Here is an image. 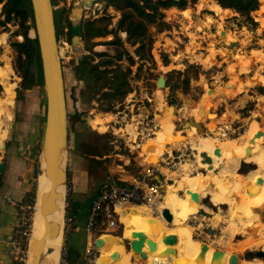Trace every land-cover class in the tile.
Instances as JSON below:
<instances>
[{"label": "rangeland", "instance_id": "1", "mask_svg": "<svg viewBox=\"0 0 264 264\" xmlns=\"http://www.w3.org/2000/svg\"><path fill=\"white\" fill-rule=\"evenodd\" d=\"M54 2L57 3L54 9L65 6L68 9L70 22L76 24L97 18L103 15L104 11L103 4L99 0H54ZM198 3L200 5L202 3V9H200L201 6H197ZM209 3H213V1L199 0L196 5L185 11H178L174 8L167 10L164 20L168 27L162 31H159L157 27L149 28V33L154 40L151 55L155 65L148 63L140 68L141 62L135 58V65L131 69L130 76L133 91L121 105L115 107L113 113L100 115L102 112L96 109L97 105L88 99L89 93L85 91V84L75 78L74 66L83 55L88 54L87 46L81 41L75 44L72 38L71 43L66 42L65 37L60 39L59 52L69 121V149L65 154L62 167L65 168L66 164H70L68 176L71 182L73 169L76 166L75 160H78L75 157L82 160L78 161L82 162L81 167L84 172L80 190L85 196H92L94 191L100 189L101 185L106 182L130 184L133 179H139L143 170L149 165L157 163L169 169L164 168L166 181L164 182V177H159L160 175L152 176L150 179L162 186L165 195L169 186H175L179 180L189 175V165H191L190 175H193L194 171H198L201 175L209 174L218 177L219 172L223 171L222 167L215 169V174L200 170L195 159L196 152L191 148L190 141L187 139L188 133L182 131V125L185 122L192 124L195 116H198V123L201 124L202 129H196L194 137L209 136L218 142L226 140L232 145H237L239 147L237 150L248 156L263 153L264 26H261L258 21L262 16L258 12L262 10L259 8L257 12L253 13L255 26H247L242 23V19L238 15L230 10L220 8L226 13L219 12L221 13L219 16L213 13L208 9ZM262 4L264 2L260 1L261 8ZM74 12L79 14L75 18L76 20L71 19ZM105 13L112 16L110 28H114L119 19V13L114 12L111 8ZM20 31L18 23L0 27V104H3L4 111L0 123L4 119L3 121H7L6 123L9 124L11 114L15 110L14 107L11 111L15 93L18 95L17 99L21 98L19 95L29 98L33 88L30 85L32 76L30 75L27 81H23L14 69L16 52L10 44L23 41L22 36L14 34L15 32L20 33ZM222 31H225L223 38L221 37ZM28 36L33 38L34 31L29 30ZM113 37L110 35L94 39L90 44L111 41L114 40ZM124 39L125 37H122V41L125 43ZM126 48L132 54L133 49L127 45ZM95 50L113 53V48L97 47ZM163 56H166L169 62L167 66L163 65ZM188 65L195 68L196 77H192L184 93L178 90L173 95L167 86L164 89L156 87L158 77H164L167 83L169 78L167 74L170 71L183 72ZM122 66L125 67L126 63L123 62ZM31 72L34 74L37 72L34 64L31 67ZM239 84L247 86L243 87ZM12 91L13 98L10 99ZM159 96L172 115L171 124L173 127L165 131L157 122L163 115L157 112ZM204 98L209 100L204 102ZM173 102L174 104L170 105ZM200 109L201 116L198 115ZM76 112L80 113V117L76 115ZM208 114H215L217 119L210 120ZM0 115H3L1 108ZM157 117L159 118L157 119ZM211 121L216 123V128L213 130H209L211 126L208 123ZM258 134L262 136L263 142L257 143L254 147L250 146L249 141ZM190 135L193 136L192 133ZM180 137L187 140L181 143L178 140ZM243 141L247 143L245 148H242ZM146 147L154 149L153 154L151 152L150 155V150L147 151ZM170 152L172 157H168ZM173 153L177 157L174 161ZM230 157L232 158V155ZM162 162L170 163L165 165ZM173 163L176 165L174 168ZM251 173L257 174L264 181L263 168L254 165L241 164L235 174L247 177ZM215 177L214 179H217ZM229 180H235V176H229ZM71 186L74 192L76 183L71 182ZM245 186L253 188L254 184ZM183 195L178 192V196L182 199ZM247 196L249 197L246 194L245 197L247 198ZM213 199L215 197L210 196L200 201L201 209H197L198 213L195 216L194 224L192 219L189 220L191 217L185 222V227H190L193 230L194 245L200 247L204 244L198 240L197 233L201 228L205 231L206 225H211L217 229L218 238L216 240L220 242L219 246L215 247L217 249L208 245V249L213 250L207 249V251L211 258L213 254H219V264L227 263L230 252L239 254L240 264H244L245 261L257 260L264 264V261L255 255L257 251L264 250V227H262L264 226V213L260 214L257 209H251L261 220L251 222L248 227H244L240 223L246 219H241L242 221L240 220L239 223L238 220H232L234 223L237 222L233 229L229 226L233 210L228 205L214 206ZM63 206L65 214L64 202ZM255 225L258 226V234L254 232ZM259 225H262L261 228ZM198 226L201 228H197ZM124 227L121 225L117 230L123 231L126 228ZM172 227L171 224H166L167 229ZM224 231L225 233H223ZM232 231L234 235L230 239L229 233H233ZM146 234L153 242L154 233L151 235L146 232ZM161 234L164 235V233ZM175 236L180 237L182 234L177 232ZM225 236L229 237V241L231 240L230 244ZM60 237L61 235L58 233L54 239L58 257L61 245ZM107 238L111 237L101 236V242L107 243ZM149 252V248H146V256ZM151 253L153 256L147 264H161L160 259L163 256H159L156 252L151 251ZM221 258H224V261Z\"/></svg>", "mask_w": 264, "mask_h": 264}, {"label": "bare ground", "instance_id": "2", "mask_svg": "<svg viewBox=\"0 0 264 264\" xmlns=\"http://www.w3.org/2000/svg\"><path fill=\"white\" fill-rule=\"evenodd\" d=\"M260 1L264 2V0H260ZM197 6L199 7L201 6L200 9H202V3L201 5L198 4ZM262 6H263L262 8L260 7L262 11L258 12L262 16L258 21L261 26H264V4H262ZM208 9L216 13L218 16L219 14H221L219 12H222V14L226 13L225 11L221 10L220 7L215 2L209 3ZM253 61L255 62V60ZM208 98H204V102L205 100H209ZM158 102H159V110L157 112L162 113L163 115L161 116L160 119H158L159 117H157L158 119L157 122L161 126L162 130L165 131L166 129L173 127V125L171 124L172 115L171 112H169L167 107L164 105L163 101H161L160 96L158 98ZM2 116L3 115H0V119L2 118ZM197 117L198 116L194 117L195 120L193 119L194 121L189 126V130L186 131V133H188L187 139L188 141H190L189 142L190 146L196 152L195 155L196 163L199 165L201 171L206 170V172H215V169L221 167L223 168V171L219 172L218 177L216 175H215L216 177L214 175L213 176L203 175V174L201 175L198 171L197 172L192 171L194 174L190 175L191 165H189L190 167L189 175H186V177L179 180L175 184V186H169L167 188L166 191L167 193L166 195L164 194L163 196L162 205L164 209H168L170 211L173 217V221L171 223L173 227L171 229L166 228L167 223L165 224V221L162 217L161 218L151 217L149 214L146 213L143 207H136L135 211L124 210V209L120 210V214H121L120 222L126 227V228L124 227L125 229L122 238H125L129 241V243L131 244V249L148 247L150 250V252L147 254L148 261H150L151 257L153 256V254L151 253L152 251V252H156L159 256H163L160 259L161 264H209L210 262H211L210 264H219V254H213L212 258L210 256L209 251L213 249H208L209 251L206 250L205 255L203 257H200L201 255L200 247L194 245L193 243L194 242L192 239L193 230L185 227V222H187V220L190 217L193 218L197 215L198 213L197 209H201L200 201L209 198L210 196H213L216 199V202H212L214 206L217 207L221 205H228L231 208V210H233L232 211L233 216L231 220H229L231 221L229 226L233 229H235L237 222L234 223L232 222V220H238L239 223L241 219H246L245 221L243 220L244 222H240L241 225H243L244 227H248L251 222L261 220L260 217L257 214H254L251 209H257L258 212H260V214L264 213V181L261 186H257V187L253 186V188H255L253 189L251 187H246L245 185L255 184L256 180L261 177H259L255 173H251L247 177H241L240 175L235 174L241 164H244L245 166H249V165L258 166L263 168L264 171V151L263 153H257V154L255 153L254 155L248 156L247 154L240 153V151L237 150L239 148L237 145L235 144L232 145L228 143L226 140L222 142H218L216 140H213V138L209 136L194 137V132L197 129V124H199ZM208 118L210 120L217 119V116L215 114H208ZM6 122L7 121H5L4 123L3 135L0 138V146H2V140L5 139V133H7L8 130L9 124H7ZM208 124L211 126L209 130H213L216 128L215 121H211ZM169 131H171V129H169ZM190 133H192L193 136L190 135ZM187 139L180 137L178 140L182 143ZM262 142H263V138L261 135L258 134L249 141V144L250 146L254 147L257 143H262ZM245 147H247V143L243 141L242 148ZM146 150L147 151L150 150V155L151 152L152 154L154 152V149L151 148L149 149L148 147H146ZM215 150L219 151L218 156L214 155ZM203 154H205L208 157V159L205 160L202 157ZM230 155H232V158L230 157ZM63 163H64V154H63ZM44 165H45L44 160H42L43 168ZM186 167L189 168L188 166ZM258 172H259V168H258ZM232 175L235 176V180L230 181L231 179L229 180V176ZM214 177L217 179H214ZM49 187H50L49 180H47L44 174H42L38 182V193H37L38 209L34 218L32 241L39 235L37 232L41 233L40 232L42 228L40 225L41 198L43 194L49 190ZM63 192L64 189L61 190V199L57 203V207L54 211V223L52 224V227L54 228L52 229L53 232L56 233V235H58L59 233V223H57V220L60 217L62 220L64 214ZM178 192L184 194L183 199L178 196ZM192 192L198 194L199 202H193L191 200L190 195ZM246 194L249 195V197L247 196L246 198L245 197ZM119 209L120 208H117V212H119ZM139 216H145V217L138 218ZM261 226L262 225H259L260 228ZM254 227H255L254 232L258 234L259 232L258 226L255 225ZM146 232H148L151 235L154 233L152 238L153 242L148 240ZM160 232L164 234L166 232H172V234L178 232L182 234V236L180 237L177 236L178 242L175 246H173V250H176L177 252L176 255H170L169 253L171 247L165 246L164 244L161 243L160 240L163 235ZM223 233H225V231ZM229 235H230V239L233 238L234 232L229 233ZM55 236L46 242L45 246L52 253L50 252V254H47L48 256L46 257V259L41 263H44L47 259L53 261L56 256L58 258L56 261L59 262V257L57 255L58 250H56L54 247V239H56ZM101 236L103 235L97 236L93 240V244H96L98 246L101 243ZM138 236H140L141 238L139 239ZM228 238L225 236V239L228 240ZM230 241L229 244L231 243ZM219 242L220 241H217L218 244ZM60 243H61V237H60ZM107 244H108L107 249L104 248L98 249V257L96 258L94 264H129L128 261L129 252L120 249L117 246L118 244L117 241H115L113 238H110L108 239ZM114 248H117L119 250V258L115 261H111L109 258L110 251ZM48 264H54V263L50 262ZM222 264H226V263L222 262ZM244 264H263V263L262 261L257 260V261H245Z\"/></svg>", "mask_w": 264, "mask_h": 264}, {"label": "trees", "instance_id": "3", "mask_svg": "<svg viewBox=\"0 0 264 264\" xmlns=\"http://www.w3.org/2000/svg\"><path fill=\"white\" fill-rule=\"evenodd\" d=\"M52 1L54 8L57 3ZM64 1V0H63ZM199 0H99L103 4V15L81 22L77 26V33L80 41L87 46V55L74 66L76 80L85 84V91L89 93L88 99L94 101L96 109L105 113H113L115 107L121 105L126 97L132 93L130 84L132 67L135 65V58L143 65L151 63L155 65L151 55L154 40L149 33V28L157 27L159 31L168 27L165 22V11L176 9L185 11L193 7ZM223 10H230L242 19L247 26H255L253 13L260 8L259 0H212ZM199 4V3H198ZM0 27L8 24L20 26V35L23 41L14 42L10 45L15 49L16 59L14 69L27 81L32 76L30 85L42 87L41 67L38 53L36 36H28L29 30L34 31L32 8L29 0H0ZM109 8L119 13V19L114 28L112 16L105 13ZM75 11V10H74ZM214 13V12H213ZM79 14L71 15L76 20ZM54 24L57 41L65 37L66 42L71 43L72 27L69 20L68 9L65 6L54 10ZM124 34L126 42L122 37L118 40L91 43L92 40L105 38L110 35ZM123 35V36H124ZM90 45V46H89ZM126 45L133 49L132 54L127 50ZM97 47L113 48V53L98 52ZM94 58H96L94 60ZM126 66L123 67L122 63ZM35 65L37 72H31L32 65ZM169 64L166 56H163V65ZM139 68V69H140ZM9 70V69H8ZM166 86L174 93L187 90L192 77H196L193 66H187L183 72L172 70L168 74ZM173 78V81H172ZM1 92V85H0ZM10 99L13 98V91ZM174 104L171 103L170 105ZM80 117V113L76 112ZM152 181V179H150ZM97 236H100L97 233Z\"/></svg>", "mask_w": 264, "mask_h": 264}, {"label": "crops", "instance_id": "4", "mask_svg": "<svg viewBox=\"0 0 264 264\" xmlns=\"http://www.w3.org/2000/svg\"><path fill=\"white\" fill-rule=\"evenodd\" d=\"M242 85L243 84H239V86ZM245 86L247 85L244 84L243 87ZM19 96H21V98H16L15 102H13L14 105L12 104L11 111L14 107L15 110L13 114H11L8 132L5 133V139L2 140V146H0V153L2 156L0 164L4 165L3 172L0 176V264L9 263L7 257V244L11 238L16 218L15 209L5 203L3 196H8L14 200L20 201L23 200L26 195H35L37 199L38 182L40 176L43 174L44 169L42 167L43 159L41 155V142L45 120V108L42 88L33 86L32 90L30 91V96H28L29 98H27L26 96L24 97L22 95ZM91 103L95 104L94 101H91ZM2 106L3 104H0L2 114L4 116ZM2 121L0 123V138L3 135L5 123V121ZM75 159L78 160H75L76 166L73 169L71 182H75L76 186L74 187V192L71 194L70 199L67 203L66 213L74 219L76 231L72 232L67 241V264H86L85 250L86 248L92 245V239L88 232L85 230L86 218L89 212L90 203L99 189L95 190L92 196L90 197L85 196L83 192H81L80 183L82 178L84 177V172L82 170L83 167H81L82 162H78L80 158L75 157ZM213 202H216V199H213ZM123 209L135 211L136 207ZM120 210L121 208L119 209V214ZM141 217L145 216H139L138 218ZM61 221L62 220L60 217L57 220V223H59V234H61L62 231ZM53 223L54 212L48 218V223L42 228V232L50 233L52 231L55 236L56 233L53 232L52 229ZM118 227H121V224H119ZM98 233L100 235H105L108 237L111 236V238L118 242L117 246L123 251L130 252V250H138L146 254V248H135L125 250L122 241V235L124 233V230L121 231L115 229ZM147 238L149 241H151L148 235ZM45 240L48 241L47 239ZM45 247L46 246L43 245L41 247V262H43L48 256L47 254H49L47 252L48 248ZM57 259L58 258L56 256L53 261L47 259L44 263L41 264H48L50 262L58 264V262L56 261Z\"/></svg>", "mask_w": 264, "mask_h": 264}, {"label": "water", "instance_id": "5", "mask_svg": "<svg viewBox=\"0 0 264 264\" xmlns=\"http://www.w3.org/2000/svg\"><path fill=\"white\" fill-rule=\"evenodd\" d=\"M34 22V34L37 39L38 53L41 67L42 77V93L44 99L45 108V120L44 129L41 142V155L44 160L43 174L50 182V187L41 198L40 213H41V227L43 228L48 223V218L55 211L57 203L61 199V190L66 186L68 176L65 168L62 167L63 154L67 153L69 149V130H68V112L65 95V85L62 71V62L60 60L59 47L60 44L57 41L55 24H54V8L52 7L51 0H29ZM74 22L71 23L72 27V39L75 44L80 41V36L77 33V26ZM225 31L221 32L223 38ZM125 35H115L114 40H118ZM126 42V37L124 39ZM1 84V83H0ZM156 87L164 89L166 88V80L164 77H158L156 80ZM17 95L13 98L15 102ZM14 105V104H13ZM201 109L198 113L201 116ZM103 115V113H100ZM191 123L185 122L182 125V131L186 133L189 130ZM197 129L201 130V124H197ZM8 132V130H7ZM183 137V136H182ZM214 155L218 156L219 151L215 150ZM202 157L206 160L208 157L203 154ZM4 165L0 164V173L3 172ZM263 179L258 178L254 184L255 187L261 186ZM189 193V192H187ZM190 198L193 202H199V196L195 192H192ZM64 201V199H63ZM162 218L167 224H171L173 217L168 209H163ZM37 232L39 235L31 242L29 248V256L27 264H40V258L42 257V245L45 246L46 240H50L54 237L52 231L50 233ZM54 228V227H52ZM111 237V236H110ZM133 238V237H132ZM140 239L141 237L138 236ZM109 239V238H107ZM123 247L125 250L131 249V244L125 238H122ZM161 243L168 247H173L177 244L178 239L172 232H167L161 237ZM96 249L108 248L106 242H101L98 246L94 244ZM208 245L202 244L200 246L201 255L203 257L208 249ZM50 254L49 249H47ZM170 255H176V250L171 249ZM258 259L264 261V251L259 250L255 253ZM111 261H115L119 258V250L114 248L110 251L109 256ZM130 264H147L148 258L146 254L138 250H130L129 259ZM226 264H240V257L238 253L230 252L227 257Z\"/></svg>", "mask_w": 264, "mask_h": 264}, {"label": "built area", "instance_id": "6", "mask_svg": "<svg viewBox=\"0 0 264 264\" xmlns=\"http://www.w3.org/2000/svg\"><path fill=\"white\" fill-rule=\"evenodd\" d=\"M168 157H172L171 152L168 154ZM175 158L177 157H175L173 153V161ZM1 160L2 156L0 153V162ZM163 163L169 165L170 162H162V164ZM175 166L176 165L173 163V168ZM164 168L169 170L167 167H162L160 163L149 165L148 168L143 170L142 176L139 179H134L130 184L106 182L101 185L90 203L86 218L85 230L92 239V245L85 250L86 264H94L98 256V249H96L93 244V240L97 237V233L115 230L118 228L119 224L123 226L120 222V214L117 212V208L129 209L131 207H143L146 213L151 217H162L161 214L164 209L162 205L164 196L162 186L159 183L152 182L150 177L160 175L159 177H164L165 182L166 174L164 173ZM65 171L67 174L70 171L69 163L66 164ZM72 192L71 182L68 179L63 192L65 207H67ZM3 198L5 203L12 206L16 211L12 235L7 244L8 264H27L34 228V218L38 209L36 196L26 195L25 198L20 201L14 200L8 196H3ZM191 219L194 224L196 217L190 218L189 220L191 221ZM197 228L201 227L198 226ZM74 231H76L74 219L67 213L63 214L58 264L68 263L67 241ZM197 236L201 243L213 246L214 248L218 245L216 241L218 238L217 229L214 226L206 225L205 231L201 228Z\"/></svg>", "mask_w": 264, "mask_h": 264}]
</instances>
